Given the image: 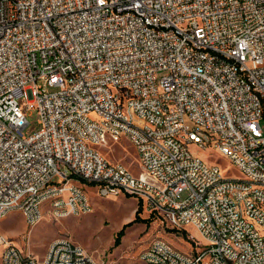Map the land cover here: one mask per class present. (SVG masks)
<instances>
[{"label": "built area", "instance_id": "2783aa9c", "mask_svg": "<svg viewBox=\"0 0 264 264\" xmlns=\"http://www.w3.org/2000/svg\"><path fill=\"white\" fill-rule=\"evenodd\" d=\"M123 140L137 175L97 149ZM82 183L203 239H154L142 264H264V0H0V219L90 214ZM0 248V264H104L68 237L42 258Z\"/></svg>", "mask_w": 264, "mask_h": 264}, {"label": "rangeland", "instance_id": "374dc122", "mask_svg": "<svg viewBox=\"0 0 264 264\" xmlns=\"http://www.w3.org/2000/svg\"><path fill=\"white\" fill-rule=\"evenodd\" d=\"M20 108L30 122L25 130L31 135L39 130V114L27 109L26 100L19 98ZM97 149L114 164H122L132 173L139 174V160L129 141L108 143ZM194 154L208 162H216L221 170L233 178L241 174L226 159L207 150L192 148ZM93 204V212L80 217L55 220L48 214L34 228H29L22 214L13 212L0 219V234L15 243L23 254H33L42 258L47 246L54 240L68 237L81 244L94 258L104 264H142L141 252L154 239H163L181 252L187 253L203 239L194 228H175L162 223L158 218L142 212L139 200L130 195L103 198L94 184H81ZM186 192L182 194L184 198ZM138 208H141L138 213ZM144 220V221H143ZM128 225L119 246L114 245L115 237L124 225ZM186 244L187 247L182 245ZM179 246V247H178ZM189 248V249H188Z\"/></svg>", "mask_w": 264, "mask_h": 264}, {"label": "trees", "instance_id": "16d2710c", "mask_svg": "<svg viewBox=\"0 0 264 264\" xmlns=\"http://www.w3.org/2000/svg\"><path fill=\"white\" fill-rule=\"evenodd\" d=\"M140 209L141 208H138V210H137L138 213L141 211ZM132 223L133 222H130V223L124 225V227L120 231H118V233L116 234V237H115V241H114V245L115 246H119L120 245L121 238L124 236L126 228L128 227V225H130Z\"/></svg>", "mask_w": 264, "mask_h": 264}, {"label": "crops", "instance_id": "0c3cea01", "mask_svg": "<svg viewBox=\"0 0 264 264\" xmlns=\"http://www.w3.org/2000/svg\"><path fill=\"white\" fill-rule=\"evenodd\" d=\"M182 245V244H181ZM183 247H187V245L186 244H183L182 245ZM179 247V246H178ZM189 249V248H188ZM0 253H1V248H0Z\"/></svg>", "mask_w": 264, "mask_h": 264}]
</instances>
